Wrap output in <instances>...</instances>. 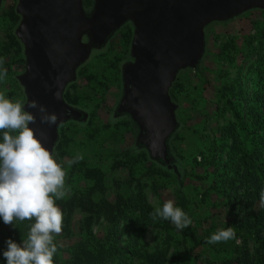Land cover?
Segmentation results:
<instances>
[{
    "label": "rangeland",
    "instance_id": "374dc122",
    "mask_svg": "<svg viewBox=\"0 0 264 264\" xmlns=\"http://www.w3.org/2000/svg\"><path fill=\"white\" fill-rule=\"evenodd\" d=\"M93 3L94 0H91L89 7L83 5L87 14L91 13ZM15 5L16 0H1L0 11ZM17 25L0 15V40H4L8 27L15 34ZM129 29L132 34L127 40ZM132 36L131 21L125 22L100 46L93 45L87 35L83 36L82 41L89 47V55L77 68L74 81L69 83L72 84L69 89L72 102L68 103L80 116L67 120L57 129L59 135L60 132L69 133L68 125L75 127L73 143L68 150L71 154L85 156L89 162L102 168L110 199L115 193L112 180L125 179L128 174L124 169L113 168V159L121 158L124 151L134 154L145 151L138 144V128L134 121L127 113L118 111L123 95V68L133 60ZM23 60L24 51L0 57V70L7 73L0 81V92L13 102L21 101L25 105L24 87L18 80V76L25 71ZM172 85L176 96L170 99L175 105L176 126L166 141L171 166L167 167L162 161L156 162L163 174L143 177L142 181L148 183L143 191L153 206L157 199L161 204L165 200H172L175 204L181 190L190 201L194 224L202 223V229L209 226L217 230L226 221H239L242 217L240 203H237L234 194L240 191L231 184L232 181L239 185V150L245 148L250 151L254 146L251 138L264 133V128L255 123L252 112L259 108L264 126V9H250L230 19L207 24L201 58L195 67L178 71ZM226 99L233 102L238 110L241 130L234 125ZM103 124H110L112 129L117 130L120 137L118 144L98 146L89 139L90 126L100 127ZM60 126L63 128L60 129ZM261 144L264 146V134ZM52 156L66 170L70 157L62 158L54 151ZM93 229L98 236H103L106 230L103 223L96 224ZM118 232L120 246L128 251L133 248V254H126L121 261L116 260L113 264H144L134 252L137 243L141 252L169 247L171 255L179 253L181 260L187 261L189 242L185 240L183 243L176 230L149 227L133 241L130 225L124 221L119 224ZM168 234L172 237L169 242ZM76 238L77 235L60 243L70 247ZM237 243L241 244V238ZM208 249L209 246H206L204 251Z\"/></svg>",
    "mask_w": 264,
    "mask_h": 264
},
{
    "label": "water",
    "instance_id": "95a60500",
    "mask_svg": "<svg viewBox=\"0 0 264 264\" xmlns=\"http://www.w3.org/2000/svg\"><path fill=\"white\" fill-rule=\"evenodd\" d=\"M250 9H264V0H94L90 14L82 0H16L20 20L15 36L25 56V71L18 80L24 87L25 110L36 118L29 127L52 155L58 126L80 116L63 93L88 58L83 36L100 46L131 21L133 60L123 68L118 111L137 125V139L150 154L170 167L166 141L176 121L169 89L176 74L198 63L207 24ZM31 101L56 114V124L41 123V113L27 107Z\"/></svg>",
    "mask_w": 264,
    "mask_h": 264
},
{
    "label": "trees",
    "instance_id": "16d2710c",
    "mask_svg": "<svg viewBox=\"0 0 264 264\" xmlns=\"http://www.w3.org/2000/svg\"><path fill=\"white\" fill-rule=\"evenodd\" d=\"M84 7L91 5V0H83ZM0 15L16 25L20 17L15 13V7L8 10H1ZM131 30L127 31V40L131 38ZM4 40H0V57L12 54L15 51H24L23 46L9 27L4 34ZM24 61V60H23ZM25 62V61H24ZM101 85V83H99ZM72 84L67 85L63 98L67 103L72 102L69 89ZM222 92L221 94H223ZM169 95L176 96L175 87L169 89ZM227 108L234 117V125L242 129V121L236 106L229 99L225 100ZM255 123L264 128L259 108L253 111ZM135 127L137 126L134 123ZM90 126L89 139L98 146L116 145L120 141L117 130L111 128L110 124H103L100 127ZM68 134L60 132L57 135L53 151L58 156L75 163L66 167L65 185L69 190L64 199L57 200L56 204L62 210L63 221L62 231L59 235L54 234V243L57 245V252L53 256V264H113L116 260L121 261L126 254H133L131 250H124L119 243L118 227L121 222L126 221L130 225L131 239L136 241L138 235L149 227L170 231L176 230L182 237L183 243L189 242L186 248L187 261H182L179 253L170 254L169 247L157 248L153 252H141L137 246L134 249L136 255L142 259L144 264H264V207L260 206V191L264 188V146L262 134H255L251 141L254 146L248 151L245 148L239 150V185L231 181L237 203H240L242 210L241 219L226 221L222 228L233 227L235 238L226 242L216 244L206 243V238L216 230L209 226L203 227L202 223L194 224L190 213V201L179 190L180 196L175 206L185 211L191 218L192 223L183 230H177L175 226L166 220L152 221L149 213L153 206L149 202L143 188L142 178H152L155 175L162 176L163 171L156 166V162L162 161L152 156L149 150L140 142L139 145L145 148L144 152L132 153L124 151L121 158H114L113 168L124 169L128 172L125 179L114 178L112 185L114 198H108L105 173L102 168L89 162L85 156L71 154L68 148L73 143L75 127L68 125ZM62 129L63 127H59ZM138 128V127H136ZM2 139V133H0ZM163 162V161H162ZM146 176V177H145ZM182 184V183H180ZM232 205H235L230 200ZM102 221V222H101ZM33 221H15L14 225H5L0 219V264H6L2 253L6 250L7 239L21 243L27 237L29 226ZM106 230L103 236L95 234L93 227L102 224ZM202 229V231H200ZM245 234V235H243ZM77 238L64 247L60 241ZM241 238V244L237 243ZM172 240L168 234V241ZM231 245V247L229 246ZM209 246L210 252L204 251Z\"/></svg>",
    "mask_w": 264,
    "mask_h": 264
},
{
    "label": "clouds",
    "instance_id": "9594fccd",
    "mask_svg": "<svg viewBox=\"0 0 264 264\" xmlns=\"http://www.w3.org/2000/svg\"><path fill=\"white\" fill-rule=\"evenodd\" d=\"M6 75L0 70V81ZM27 107L41 113V123L56 124V114L47 113L44 106L31 101ZM35 122V116L25 110L21 101L13 102L0 92V219L5 225L34 220L21 243L5 241L2 255L6 264H53L57 252L54 234L62 231L63 213L56 201L64 199L69 191L66 173L29 127ZM73 163L75 160L68 161L69 166ZM260 206L264 207V188L260 191ZM149 216L154 222L170 221L177 230L192 223L172 200L163 204L155 200ZM235 235L233 227L219 228L206 238V243L226 242Z\"/></svg>",
    "mask_w": 264,
    "mask_h": 264
}]
</instances>
